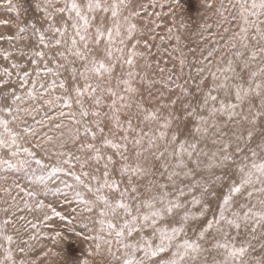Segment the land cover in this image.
<instances>
[{"label": "snow or ice", "instance_id": "snow-or-ice-1", "mask_svg": "<svg viewBox=\"0 0 264 264\" xmlns=\"http://www.w3.org/2000/svg\"><path fill=\"white\" fill-rule=\"evenodd\" d=\"M0 264H264V0H0Z\"/></svg>", "mask_w": 264, "mask_h": 264}]
</instances>
